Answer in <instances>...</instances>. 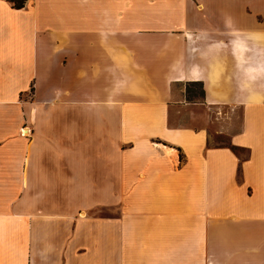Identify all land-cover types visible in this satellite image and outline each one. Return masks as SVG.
Instances as JSON below:
<instances>
[{
    "label": "crops",
    "instance_id": "1",
    "mask_svg": "<svg viewBox=\"0 0 264 264\" xmlns=\"http://www.w3.org/2000/svg\"><path fill=\"white\" fill-rule=\"evenodd\" d=\"M0 264H264V0H0Z\"/></svg>",
    "mask_w": 264,
    "mask_h": 264
},
{
    "label": "trees",
    "instance_id": "2",
    "mask_svg": "<svg viewBox=\"0 0 264 264\" xmlns=\"http://www.w3.org/2000/svg\"><path fill=\"white\" fill-rule=\"evenodd\" d=\"M8 2H10L13 6V8L19 10L21 8H23L26 0H7ZM194 86H198V87H201L199 84H193ZM230 150L234 153V154H238L240 152H242V150L240 148H237V147H229Z\"/></svg>",
    "mask_w": 264,
    "mask_h": 264
},
{
    "label": "rangeland",
    "instance_id": "3",
    "mask_svg": "<svg viewBox=\"0 0 264 264\" xmlns=\"http://www.w3.org/2000/svg\"><path fill=\"white\" fill-rule=\"evenodd\" d=\"M190 90H193V88H190ZM194 91H196V97L195 98H198V94H199V90L198 89H194ZM213 142L215 143V144H224L226 141H225V139H221V138H214V140H213ZM238 156L240 155V153H238L237 154Z\"/></svg>",
    "mask_w": 264,
    "mask_h": 264
},
{
    "label": "built area",
    "instance_id": "4",
    "mask_svg": "<svg viewBox=\"0 0 264 264\" xmlns=\"http://www.w3.org/2000/svg\"><path fill=\"white\" fill-rule=\"evenodd\" d=\"M22 134H23V136H24V133H23V132H21V135H22ZM26 134H27V133H26ZM26 134H25V135H26Z\"/></svg>",
    "mask_w": 264,
    "mask_h": 264
},
{
    "label": "bare ground",
    "instance_id": "5",
    "mask_svg": "<svg viewBox=\"0 0 264 264\" xmlns=\"http://www.w3.org/2000/svg\"><path fill=\"white\" fill-rule=\"evenodd\" d=\"M24 133V132H23ZM27 133V131H25V133L24 134H26Z\"/></svg>",
    "mask_w": 264,
    "mask_h": 264
}]
</instances>
